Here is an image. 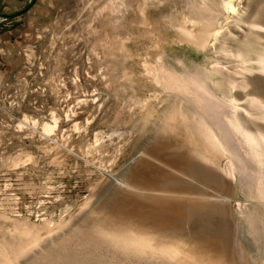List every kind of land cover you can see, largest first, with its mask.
<instances>
[{
  "label": "rangeland",
  "instance_id": "rangeland-1",
  "mask_svg": "<svg viewBox=\"0 0 264 264\" xmlns=\"http://www.w3.org/2000/svg\"><path fill=\"white\" fill-rule=\"evenodd\" d=\"M226 3L0 0V264H264V0L230 53Z\"/></svg>",
  "mask_w": 264,
  "mask_h": 264
},
{
  "label": "bare ground",
  "instance_id": "bare-ground-1",
  "mask_svg": "<svg viewBox=\"0 0 264 264\" xmlns=\"http://www.w3.org/2000/svg\"><path fill=\"white\" fill-rule=\"evenodd\" d=\"M238 0H227L226 7L228 10V17H226L220 24V26L216 29V33L213 36V40H217L216 44H218V47H220L222 51H229L226 47L227 44H240V41L242 40V37L246 33L247 26L243 24L244 14L240 11L241 8L237 7ZM233 5L235 8H233ZM239 23V26L237 24ZM241 24V25H240ZM209 50H214V44L210 47H208ZM219 50V48H217ZM231 50L229 51V53ZM258 61V58L256 56L251 55L248 59H246V63L249 66H254L256 62ZM109 232V231H108ZM107 232V233H108ZM110 235H112L110 233ZM123 239H126L123 241L122 244H126V246L129 248V250H135L139 251L140 249H149V251H157L159 250V254L164 255L165 257L169 256V252L167 248H154L149 240L141 236V235H132V236H123ZM172 258V257H171Z\"/></svg>",
  "mask_w": 264,
  "mask_h": 264
}]
</instances>
